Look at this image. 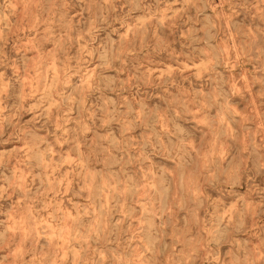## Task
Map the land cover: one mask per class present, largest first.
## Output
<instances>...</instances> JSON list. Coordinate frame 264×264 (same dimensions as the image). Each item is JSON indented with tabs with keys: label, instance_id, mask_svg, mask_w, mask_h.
I'll list each match as a JSON object with an SVG mask.
<instances>
[{
	"label": "clouds",
	"instance_id": "1",
	"mask_svg": "<svg viewBox=\"0 0 264 264\" xmlns=\"http://www.w3.org/2000/svg\"><path fill=\"white\" fill-rule=\"evenodd\" d=\"M0 264H264V0H0Z\"/></svg>",
	"mask_w": 264,
	"mask_h": 264
}]
</instances>
